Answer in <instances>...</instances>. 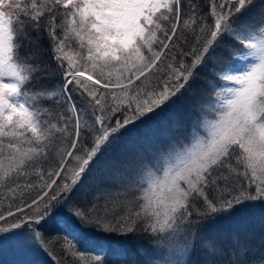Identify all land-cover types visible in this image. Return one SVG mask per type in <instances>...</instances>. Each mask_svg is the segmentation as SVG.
Here are the masks:
<instances>
[{
    "label": "snow or ice",
    "instance_id": "snow-or-ice-1",
    "mask_svg": "<svg viewBox=\"0 0 264 264\" xmlns=\"http://www.w3.org/2000/svg\"><path fill=\"white\" fill-rule=\"evenodd\" d=\"M181 4L0 0V233L48 251L52 209L79 197L74 216L106 239L167 244L159 259L139 248L144 264H185L197 247L227 257L205 264H264V232L247 227L257 215L264 224V0H206L207 11L183 0V20ZM32 33L48 39L55 69L21 52ZM225 40L239 45L228 61L217 59ZM209 63L212 99L189 133L146 150L126 180L89 183L128 125ZM49 71L59 85L37 88ZM79 242H60L70 264H139L119 245L105 259Z\"/></svg>",
    "mask_w": 264,
    "mask_h": 264
},
{
    "label": "trees",
    "instance_id": "trees-1",
    "mask_svg": "<svg viewBox=\"0 0 264 264\" xmlns=\"http://www.w3.org/2000/svg\"><path fill=\"white\" fill-rule=\"evenodd\" d=\"M205 4L206 0H198V7L202 8L203 11H207ZM183 8L182 0V20L184 18ZM32 40L33 42L23 47L21 52L29 56L34 54L33 63L41 66L47 65L50 70L55 69L48 39L42 38L36 41V34L32 33ZM228 45L233 48L239 47L234 41L225 40V47L218 50L217 59L230 60ZM69 51L71 52V49ZM213 71L214 68L211 63L202 65L196 70V78L189 82L182 94L174 97L172 101H169L154 113H150V118L145 117L136 121L135 124L128 125V129H131V131L124 130L128 131V134L104 155L105 164L102 170L95 172L96 179L89 181V183L99 186L102 183L112 181L113 177H116V181L119 182L121 177L126 180L128 175L134 171L138 161L145 156L146 150L151 151L152 147L158 146L174 136H186L193 121L205 111L206 101L212 99V90L209 88V83L214 82ZM34 83L37 88H50L53 85H59L60 76L58 72L53 75L49 71L43 74L38 82L34 81ZM119 116L120 113H116V117ZM57 183H59V180ZM34 194L32 193V195ZM3 195L4 193L0 192V198ZM25 195H28V193H25ZM79 204L80 198L77 197L72 203L65 201L62 205L52 209L48 219L52 220L53 217L56 219L49 233L46 234V238L51 235L54 237V243L49 245L48 251L22 248L13 239L9 238V234L0 233V264H70L73 257L65 255L64 250L60 247V242L65 238L71 239L72 236H76L80 241L77 244L78 250H87L85 255H96L98 253L103 258L108 259L110 246L119 245L124 249L126 255H134L139 264H144L146 259V256L138 253L139 248H154L157 259L161 255L167 256L169 250L167 245H164V243L150 245L144 236L132 238L110 234V238L106 239L105 236L108 234H102L93 225L85 224L74 216L73 213ZM3 206H6V203ZM58 213L59 215H57ZM223 223L228 224L230 222L225 221ZM247 227L254 229L257 233L264 232V224H262L258 215L248 223ZM73 243L76 242L73 241ZM224 250L226 252V247ZM226 258V255L208 256L202 249L197 247L190 254V258L185 257V263L205 264V261Z\"/></svg>",
    "mask_w": 264,
    "mask_h": 264
},
{
    "label": "rangeland",
    "instance_id": "rangeland-1",
    "mask_svg": "<svg viewBox=\"0 0 264 264\" xmlns=\"http://www.w3.org/2000/svg\"><path fill=\"white\" fill-rule=\"evenodd\" d=\"M133 170V169H132ZM116 182H119V181H116ZM164 245H167L166 243H164ZM176 245H177V247H179L180 245H181V242L180 241H177L176 242ZM168 252H169V250H168ZM167 255H168V253H167ZM188 263V262H187ZM186 264V263H185Z\"/></svg>",
    "mask_w": 264,
    "mask_h": 264
}]
</instances>
